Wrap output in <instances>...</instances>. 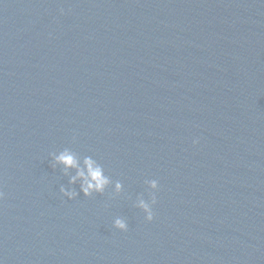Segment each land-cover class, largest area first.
I'll list each match as a JSON object with an SVG mask.
<instances>
[{
  "label": "water",
  "instance_id": "water-1",
  "mask_svg": "<svg viewBox=\"0 0 264 264\" xmlns=\"http://www.w3.org/2000/svg\"><path fill=\"white\" fill-rule=\"evenodd\" d=\"M0 191L4 264H264V0H0Z\"/></svg>",
  "mask_w": 264,
  "mask_h": 264
},
{
  "label": "clouds",
  "instance_id": "clouds-1",
  "mask_svg": "<svg viewBox=\"0 0 264 264\" xmlns=\"http://www.w3.org/2000/svg\"><path fill=\"white\" fill-rule=\"evenodd\" d=\"M193 143L198 144L199 138L194 139ZM50 155L51 166L54 169L59 167L63 175L69 177L68 185L62 184L60 186V192L68 199H76L80 192L88 197H92L96 193L103 194L110 187L112 188V197L125 191L124 183L121 180L113 181L112 177L106 173L104 165L91 155L81 157L70 147L53 151ZM144 183L148 186L149 199H146L141 193L136 197L134 206L141 209L145 214V219L150 222L155 218L153 206L158 201L157 193L160 189V183L158 179H146ZM76 184H79V191L73 187ZM4 195V192L0 191V200L4 198ZM113 226L125 232L129 229L128 221L123 216H116L113 220ZM0 264H4L2 258H0Z\"/></svg>",
  "mask_w": 264,
  "mask_h": 264
}]
</instances>
